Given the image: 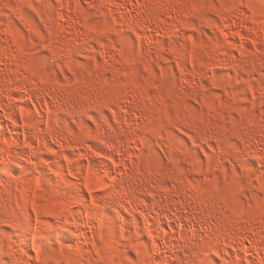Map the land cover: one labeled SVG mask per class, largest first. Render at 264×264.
Wrapping results in <instances>:
<instances>
[{"label": "clouds", "instance_id": "obj_1", "mask_svg": "<svg viewBox=\"0 0 264 264\" xmlns=\"http://www.w3.org/2000/svg\"><path fill=\"white\" fill-rule=\"evenodd\" d=\"M0 53V264H264V0H0ZM113 68L167 103L129 123L113 76L53 86ZM176 171L200 191L183 236L145 203Z\"/></svg>", "mask_w": 264, "mask_h": 264}, {"label": "bare ground", "instance_id": "obj_2", "mask_svg": "<svg viewBox=\"0 0 264 264\" xmlns=\"http://www.w3.org/2000/svg\"><path fill=\"white\" fill-rule=\"evenodd\" d=\"M70 22H72V21H70ZM66 31L67 30L65 28V30L63 32V38L68 41V36L70 34H68V36L66 34L68 32H70V30H68L67 33H66ZM76 34H77V32H76ZM176 51L180 52L181 50L178 49ZM0 54H2V53H0ZM98 74L99 73H97L96 75L98 76ZM90 77H92V76H90ZM89 78L82 77L80 80L83 81L84 84H90L91 86L93 85L92 87H94L96 80H94V84H93L92 83L93 80L91 81ZM97 78L101 79L100 75ZM71 83H73V80H70L69 78H65V80L61 81L58 85H53V86L63 87L66 84H71ZM128 86H130V88L126 87V85L124 87L130 89V91L129 90L128 91L131 92L132 97L131 96L130 97L133 98V101H131V102L132 103L134 102V103L132 104V103H129V102L126 101L127 102L126 104L129 105L131 110L130 111H126L124 113V115L127 117L128 122L132 123L134 121H139L140 116L142 117L141 114L143 113V111L139 112V110H138V112H136L135 109L137 110V107L140 106V105L141 106L143 105V107L145 108L146 104L144 103V99L148 98V97H147V95L144 92L138 90L134 85L131 86V84H130ZM126 91H127V89H126ZM25 95H26V93H25ZM130 97H129V99H130ZM23 106L29 111L33 110L36 107L34 102H31V101H25ZM48 107H51V105H49ZM140 107H138V108H140ZM144 108H143V110H144ZM147 112L148 111L145 112L146 116H147ZM107 115H111V113L110 114L107 113ZM146 116H145V118H146ZM143 117L141 119H144ZM12 130L16 131V132H19L22 129L18 128L16 126H13ZM127 135L129 137V141L131 142V139H132L131 132H129ZM173 143H175V141ZM132 151H134V150H132ZM129 155L134 158L137 155V153L130 151ZM182 179H184V177L181 175V172L180 171H176L175 175H174V178H173V183L180 184V181ZM185 183H187V185H188L187 189H185L184 184H180V193L178 195H170L167 191H164L161 194L155 196V203H152L153 197H151V196L148 197L147 200L145 201V203H149L151 205V207L155 209V211L153 212V215H152V219L155 221V224L158 225L159 230L162 231L163 233H169L172 236H183L186 232H191L193 229H198L199 228L198 224H193L192 223L193 217L196 216L197 213H195V212H193L191 210V204L189 203V201L193 197L200 198V191L191 183V178H188L185 181ZM162 187H164L166 189L167 185H164ZM140 199H143V196H141ZM234 239H235L236 242H242V244L245 245V246L248 245V240L243 239V234H238ZM236 242L227 241V240L225 241V248H226V250H227L229 255H232V254H234L235 252L238 251ZM249 259H251V257H249ZM219 261H220V257H215L214 261H213V264H218Z\"/></svg>", "mask_w": 264, "mask_h": 264}, {"label": "rangeland", "instance_id": "obj_3", "mask_svg": "<svg viewBox=\"0 0 264 264\" xmlns=\"http://www.w3.org/2000/svg\"><path fill=\"white\" fill-rule=\"evenodd\" d=\"M35 13H33V17H35ZM70 15L71 16H73V17H76V13L75 12H73V13H70ZM70 21H72V22H70ZM67 22V23H66ZM70 22V23H69ZM75 23V20L74 19H70V20H68V21H65L64 23V30H65V28H66V30L68 31V30H70V32H68L67 33V31H66V35L68 36V34H70L69 36H68V42L69 43H71V41L73 40V39H75L76 40V43H79V39H78V33L76 34V31H75V28H77V27H79V25H76V24H74ZM70 24V25H69ZM70 26V27H69ZM150 30V31H149ZM147 29V30H145L144 32H142V33H134L133 35H134V37H135V39L138 41V43L139 42H141V41H143V43H142V48H147V46H148V44H149V42H157V43H160V42H163L165 39H170V32H165L163 35H161V36H156L153 32H152V30L151 29ZM70 38V39H69ZM194 39V38H193ZM181 50L180 49V47H179V45H177V46H175V48H173L172 50L174 51V52H177L176 50ZM182 51V50H181ZM81 63H82V61H81ZM146 67H147V65H145ZM86 67V66H85ZM76 71H79L80 73H81V75H79V76H76L75 75V72ZM100 75V78L101 79H98L97 77ZM154 75H156V73L155 72H153L150 76H146L145 78H144V80L143 81H140V80H138V79H136L135 78V76H133V75H129L127 78H125V77H121L120 75H119V73L116 71V69H112V72L111 73H103V71H101L99 74H98V76L96 77H90V76H84L83 75V69H75L74 71H71V72H69V74H68V76L66 77V78H69L70 80H73L74 78L75 79H78V80H80L82 77H87V78H89L91 81L93 80V84H94V80H96L95 81V84H96V82L97 81H100L101 83L104 81V80H108V77L109 76H113V79L112 80H109V86L110 87H112L113 89H115V88H117L118 86L119 87H122V88H124L125 89V91H126V89H127V91L126 92H128V97L126 98V101L127 102H129V103H132L131 101H133V98H131L132 97V94H131V92H129L130 91V89H128V88H130V86H128V85H130L131 84V86H135L138 90H140V91H142V92H144L146 95H147V97L148 98H145L144 99V103L146 104V107L144 108L143 107V105L140 107V106H138V107H140V108H138L137 107V110L135 109V111L136 112H138V110H139V112H142L143 111V113L141 114L142 115V117L146 114L145 112L146 111H148L147 112V116L146 117H148V118H150L151 117V115L150 114H152V109H153V107L156 105V106H163L164 104H166L167 103V100L164 98L165 96H167V95H170L171 93L169 92V91H167V90H165L164 92H161V91H158V89H159V85H157L156 83H155V81H154V79L152 78V76H154ZM102 76V77H101ZM72 79H71V78ZM93 78V79H92ZM95 78V79H94ZM103 78V79H102ZM186 78V77H185ZM161 79H166V77H161ZM126 83V84H125ZM181 83H183V80L181 81ZM189 83H191V81H189ZM88 85V87H91V88H93L90 84H87ZM126 85V87H128V88H126V87H124ZM129 90V91H128ZM130 93V94H129ZM131 96V97H130ZM129 97H130V99H129ZM129 100V101H128ZM126 102V103H127ZM134 103V102H133ZM132 103V104H133ZM149 107V108H148ZM143 108H144V110H143ZM183 108L184 109H188V114H191V109L189 108V106H188V104H187V102H185L184 103V105H183ZM141 109V110H140ZM147 109V110H146ZM151 112V113H150ZM149 113V114H148ZM109 114H110V112H109ZM145 116L143 117L144 119H141L142 117L140 116V118H139V121H143V120H145ZM132 150H134V151H132ZM132 150H130L131 152H135V153H137L136 151H135V148L134 149H132ZM200 156L202 157V158H205L204 157V154L203 153H200ZM193 168H194V172H193V174L194 175H196V174H198L199 173V171H200V169L199 168H197L195 165H193ZM199 169V170H198Z\"/></svg>", "mask_w": 264, "mask_h": 264}]
</instances>
